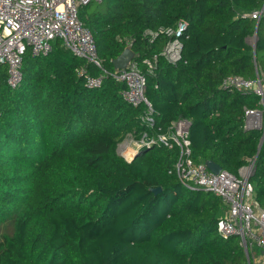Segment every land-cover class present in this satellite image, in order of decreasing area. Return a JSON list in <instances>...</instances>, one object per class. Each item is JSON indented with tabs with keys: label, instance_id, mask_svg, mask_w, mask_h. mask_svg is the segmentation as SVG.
Masks as SVG:
<instances>
[{
	"label": "trees",
	"instance_id": "obj_1",
	"mask_svg": "<svg viewBox=\"0 0 264 264\" xmlns=\"http://www.w3.org/2000/svg\"><path fill=\"white\" fill-rule=\"evenodd\" d=\"M263 2L104 0V10L88 5L80 19L109 71L132 41L158 127L192 120L197 163L213 161L237 176L257 156L250 181L264 211V139L244 129V109L264 107L255 94L221 89L231 75H264V19L240 17ZM180 19L189 24L183 60L159 56L150 74L144 61L169 38L146 33ZM84 64L61 40L46 57L28 51L17 90L0 64V264H245L239 239L218 234L221 198L179 182L177 148H155L131 163L119 156L125 135L141 130V109L124 101V84L111 78L101 89L85 88L77 75ZM156 187L158 195L150 191Z\"/></svg>",
	"mask_w": 264,
	"mask_h": 264
},
{
	"label": "built area",
	"instance_id": "obj_2",
	"mask_svg": "<svg viewBox=\"0 0 264 264\" xmlns=\"http://www.w3.org/2000/svg\"><path fill=\"white\" fill-rule=\"evenodd\" d=\"M104 0H0V64L8 67L7 82L12 89H19L23 82V58L28 51L34 58L46 57L53 51V44L61 40L64 48L85 64L77 75L89 90L101 89L106 79L124 84L121 92L124 101L134 109H141V130L128 132L118 144L117 153L131 163L136 157L155 148H177L178 160L174 171L182 187L190 191L212 193L221 198L223 215L217 221L218 234L224 239L237 237L242 246L246 263L252 264L255 250L264 251V211L255 203L254 184L250 181L256 170L257 156L239 170L237 176L227 171L211 172L205 162L193 159L189 138L192 120L179 118L166 130L158 127V114L146 96L147 76L139 65L131 62L128 69L109 71L100 58L92 31L80 19V10ZM259 24L264 19V2L260 8L240 15ZM188 22L180 19L175 27L146 34L155 40L166 35L168 43L160 55L146 59L150 74L157 69L159 56L176 65L183 60V43ZM132 41H127L131 48ZM93 71H98L97 75ZM221 89L243 95L255 94L264 107V75L254 78L239 75L226 77ZM244 129L260 131L264 139V108H245ZM123 147L119 151V148ZM256 195V194H255Z\"/></svg>",
	"mask_w": 264,
	"mask_h": 264
},
{
	"label": "water",
	"instance_id": "obj_3",
	"mask_svg": "<svg viewBox=\"0 0 264 264\" xmlns=\"http://www.w3.org/2000/svg\"><path fill=\"white\" fill-rule=\"evenodd\" d=\"M137 57L138 55L133 51L132 48L126 47L122 54L112 61V64L116 71L125 70L129 68L131 62ZM205 165L211 172L215 174H219L221 171H223L222 167L213 161H205ZM150 191L155 195H158L162 192V187L151 188Z\"/></svg>",
	"mask_w": 264,
	"mask_h": 264
},
{
	"label": "rangeland",
	"instance_id": "obj_4",
	"mask_svg": "<svg viewBox=\"0 0 264 264\" xmlns=\"http://www.w3.org/2000/svg\"><path fill=\"white\" fill-rule=\"evenodd\" d=\"M104 9H105L104 3L103 4H101V3H92V4L89 5V11L104 10ZM255 41H256V39L254 37L248 39V43L250 45H252V46L255 44ZM122 149H123V147H120L119 151L122 150ZM255 194H256V190L254 191L253 196H255Z\"/></svg>",
	"mask_w": 264,
	"mask_h": 264
},
{
	"label": "crops",
	"instance_id": "obj_5",
	"mask_svg": "<svg viewBox=\"0 0 264 264\" xmlns=\"http://www.w3.org/2000/svg\"><path fill=\"white\" fill-rule=\"evenodd\" d=\"M252 264H264V251L255 250L252 257Z\"/></svg>",
	"mask_w": 264,
	"mask_h": 264
}]
</instances>
